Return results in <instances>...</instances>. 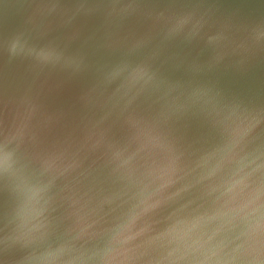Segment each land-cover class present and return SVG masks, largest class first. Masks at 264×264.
<instances>
[{
  "label": "water",
  "instance_id": "water-1",
  "mask_svg": "<svg viewBox=\"0 0 264 264\" xmlns=\"http://www.w3.org/2000/svg\"><path fill=\"white\" fill-rule=\"evenodd\" d=\"M195 30L170 32L178 14ZM264 0H0V143L25 171L53 178V217L111 225L139 198L144 173L165 165L193 180L201 156L251 116L246 150L264 151ZM51 47L59 59L10 56ZM144 69L151 79L138 70ZM147 80V82H145ZM200 203L198 186L162 205ZM9 192L0 181V264L21 255L3 239Z\"/></svg>",
  "mask_w": 264,
  "mask_h": 264
},
{
  "label": "clouds",
  "instance_id": "clouds-1",
  "mask_svg": "<svg viewBox=\"0 0 264 264\" xmlns=\"http://www.w3.org/2000/svg\"><path fill=\"white\" fill-rule=\"evenodd\" d=\"M199 23L191 13L178 14L170 32L195 30ZM262 38L259 29L249 37L253 44ZM8 53H26L42 63L59 59L54 48H27L19 38L9 43ZM260 123L257 116L239 122L224 144L201 156L197 176L174 191L168 189L188 172L167 165L159 173L146 171L139 198L104 228L79 216L61 227L52 215L54 177L27 173L16 149L4 141L0 181L11 207L3 239L21 252L17 264H264V151L246 150ZM195 186L201 201L195 207L188 201L162 222L146 219Z\"/></svg>",
  "mask_w": 264,
  "mask_h": 264
}]
</instances>
